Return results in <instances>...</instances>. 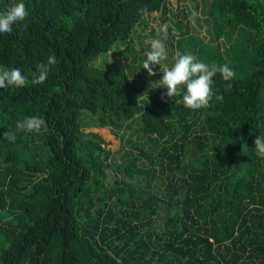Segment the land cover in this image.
<instances>
[{
	"label": "trees",
	"instance_id": "16d2710c",
	"mask_svg": "<svg viewBox=\"0 0 264 264\" xmlns=\"http://www.w3.org/2000/svg\"><path fill=\"white\" fill-rule=\"evenodd\" d=\"M169 1L0 0V15L15 2L29 13L0 38V71L28 77L0 91V264H264V0H209L252 47L229 64L231 81L217 73L199 110L159 88L160 65L155 75L141 67L163 39L165 19L155 30L149 18ZM32 115L45 130L3 139ZM202 117L205 132L191 137Z\"/></svg>",
	"mask_w": 264,
	"mask_h": 264
},
{
	"label": "clouds",
	"instance_id": "9594fccd",
	"mask_svg": "<svg viewBox=\"0 0 264 264\" xmlns=\"http://www.w3.org/2000/svg\"><path fill=\"white\" fill-rule=\"evenodd\" d=\"M28 9L22 2H15L5 13L0 15V38L10 37L14 27L19 26L28 16ZM161 32L167 34L168 25H161ZM145 59L141 67L155 75L152 71L153 66L160 65L167 60V49L163 39L154 40L151 49L145 52ZM57 64L54 54L49 55L46 63H40L36 67V73L32 78V83L43 84L49 76L53 66ZM140 67V68H141ZM163 76L157 83L159 88H166V95L170 98L180 96L185 108L199 110L207 108L213 99V78L220 74L224 81H231L236 72L229 64H211L201 61L191 53H177L175 62L171 67L165 66L161 71ZM28 77L20 68H12L10 71H0V91L7 87H24ZM216 99H221L217 96ZM46 129L43 119L38 116H27L16 121L15 129L6 131L3 139L10 143H15L18 133L39 134ZM255 151L257 155L264 158V136L257 135L255 140Z\"/></svg>",
	"mask_w": 264,
	"mask_h": 264
},
{
	"label": "rangeland",
	"instance_id": "374dc122",
	"mask_svg": "<svg viewBox=\"0 0 264 264\" xmlns=\"http://www.w3.org/2000/svg\"><path fill=\"white\" fill-rule=\"evenodd\" d=\"M169 2H175V4L168 3L164 15L161 12L156 14L159 18L158 22L153 20L154 16H150L149 19L155 30L160 29L162 20L165 19L163 24L168 25L166 36L161 30L157 33L161 34V38L171 41L174 47V58H176L177 53H191L201 61L211 65L215 63L214 55L217 52L227 64H232L234 59L241 63L244 61L243 48L252 47L251 42L246 39L244 28L241 27L238 31L231 32L220 17L215 18L210 14L209 0H198L195 3L191 0H170ZM135 40L138 42L137 38ZM150 40L152 39L144 40L143 45H149V42H152ZM121 44L120 41L115 47ZM165 45L169 47L168 43H165ZM202 46L205 47L202 48ZM145 49L148 50V48ZM126 56L124 55L122 58L124 63L135 65L131 56L129 55L128 58ZM168 56L171 59L169 54H167ZM109 59V56L106 55L101 57L99 62L104 65L108 63ZM165 66L171 67V63L163 61L158 67L159 74H157V77L162 73L161 71ZM157 79L161 81L159 77ZM163 89L161 88V90ZM204 132V117H202L193 129L191 137ZM119 145L115 147L119 149ZM128 151H130L128 146L123 145L118 154L119 159L122 160ZM242 157V153H238L236 156L237 160H242ZM235 181L236 177L233 176L227 185L231 187L235 184Z\"/></svg>",
	"mask_w": 264,
	"mask_h": 264
}]
</instances>
